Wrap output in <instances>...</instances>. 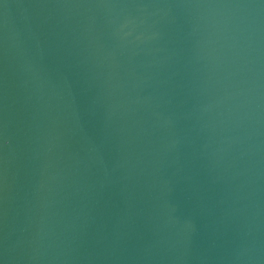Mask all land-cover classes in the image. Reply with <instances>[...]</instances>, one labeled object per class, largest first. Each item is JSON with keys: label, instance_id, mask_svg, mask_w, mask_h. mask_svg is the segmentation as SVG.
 Wrapping results in <instances>:
<instances>
[{"label": "water", "instance_id": "obj_1", "mask_svg": "<svg viewBox=\"0 0 264 264\" xmlns=\"http://www.w3.org/2000/svg\"><path fill=\"white\" fill-rule=\"evenodd\" d=\"M0 264H264V0H0Z\"/></svg>", "mask_w": 264, "mask_h": 264}]
</instances>
